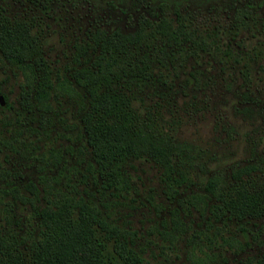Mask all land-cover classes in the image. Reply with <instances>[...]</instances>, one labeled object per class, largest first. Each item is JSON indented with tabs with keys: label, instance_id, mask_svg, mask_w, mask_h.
I'll use <instances>...</instances> for the list:
<instances>
[{
	"label": "rangeland",
	"instance_id": "1",
	"mask_svg": "<svg viewBox=\"0 0 264 264\" xmlns=\"http://www.w3.org/2000/svg\"><path fill=\"white\" fill-rule=\"evenodd\" d=\"M5 1L0 17L29 25L27 57L43 61L36 81L44 85L75 68L106 63L91 55L73 60L72 45L86 39L88 28L127 36L129 48L108 64L114 70L126 62L128 51L139 48L142 56L141 50L152 49L143 18L160 22L161 35L154 33L163 41L164 32L176 25L180 31L170 36L173 58L166 64L151 60L144 79L127 85L114 70L90 84L84 78L81 89L126 93L125 133L144 149L104 165L82 132L90 121L86 108L80 110L73 98L53 97L52 110L42 114L31 98L29 72L26 80L20 68L0 62V219L10 218L0 220V264H33L35 247L51 231L37 214L43 198L19 203L9 194L13 186L26 194L28 181L38 186L44 181L59 189V197H80L100 222L95 233L110 260L123 240L142 264H194L204 253L206 264H252L264 257V210L238 211L241 198L254 192L264 204V0H166L165 6H159L164 0H53L50 7ZM182 33L216 43L189 45ZM240 165H248L249 173L232 177ZM213 174L223 175L221 191L203 203L198 194ZM77 214V209L64 213ZM170 217L181 224L163 238L157 229Z\"/></svg>",
	"mask_w": 264,
	"mask_h": 264
},
{
	"label": "trees",
	"instance_id": "2",
	"mask_svg": "<svg viewBox=\"0 0 264 264\" xmlns=\"http://www.w3.org/2000/svg\"><path fill=\"white\" fill-rule=\"evenodd\" d=\"M1 1L0 7H3ZM15 1L18 3L24 2V7H50L53 2V0ZM166 3V0L164 2L161 1L159 6L163 4L165 6ZM6 4L5 1V6L7 7L8 5ZM174 7H177L176 3ZM174 15L177 17L179 12L175 11ZM5 20H7L6 17H0V62L20 68L25 74L26 80L28 79L26 73L29 72L32 83L29 90L38 110L42 114H48L52 110L50 101L53 97L55 99L59 97L73 98L78 103L80 110L86 108L89 112L87 118L92 124L90 121L85 123L84 127H82V132H85L86 142L100 164L104 165L112 160L122 161L130 156H139V148L142 151L144 149L136 147L125 133L127 132L126 120L130 117L129 99L126 93L116 91L108 94L97 93L95 88L81 89L85 82L84 78L87 80L86 83L90 84L100 78L108 77L109 74L107 72L114 70L111 65H108L111 64L112 58L115 62L116 58H119L120 52L129 48L124 43L127 36L122 35L118 30L107 32L99 26L88 28L86 39L72 45L74 47L73 60H77L84 55H91L92 59L99 58L102 60L101 58H106V60L104 59L106 63L96 62L93 65L90 64V66L85 67L88 70L83 71L75 68L72 75L61 74L52 84L44 85L41 80L36 81L37 71L42 69L43 61L41 59L31 61L27 57L28 48L32 45L28 40L30 38L29 25L25 24L22 26L15 23V21L7 22ZM141 21L150 26L149 31L151 34H148L147 37L152 38L154 44L152 49L147 52L141 50L142 56H137L139 48L131 52L128 51L126 62L123 65L118 63V67L114 71L119 72V78H122L127 85L133 84L138 79L145 78V71L151 60H156L158 64H166L173 58L172 45L174 39L170 41V36H174L176 30L180 31L178 29L179 25H176V29H170L169 33L164 32L163 41L161 36L157 38V34L154 33L158 32L160 34V31H158L160 22L154 25V22L145 18ZM185 31L188 30H183L182 32ZM182 34L183 40L189 45L203 48L208 43L211 45L216 43L215 39L212 38L204 40L203 37H194L192 33ZM168 43H171L169 47ZM129 56H136V60ZM162 56H164V61L161 60ZM105 64L108 65L107 68H105ZM86 71L89 79L85 75ZM184 79L186 80V78ZM155 82L152 83L154 84ZM127 85L126 87H129ZM146 150H152L151 146L147 147ZM156 154L158 157H162L163 163L167 161H163L164 157L160 155V151L156 152ZM247 166L240 165L233 168L231 176L240 177L248 174L249 168ZM222 182L223 175L213 174L206 176L202 185L204 193L198 194V199L202 201L204 197L207 198L208 194L213 196L219 194ZM105 185L111 186V181H107ZM18 190L16 186H13L9 189V194L13 197H19V203L26 201L31 203L32 200L44 199V203L37 209V214L46 227L51 229L50 232L45 233L35 247L32 256L33 264H142V257L136 252L133 255L124 240L121 243H117L113 248L116 255L115 260H110L104 255L103 243L95 233L97 227L100 226V222L96 219V215L94 216L91 211L85 210V203L81 201L80 197L75 198L63 195L59 197L57 195L60 194L59 189L55 192L44 181L39 186L34 181H28L24 185V192L28 196L24 193H19ZM203 203H205V200H203ZM239 204V214L251 215L264 210V204L259 201L257 192H254V196L241 198ZM70 209H77L78 214L75 218L64 215ZM0 220L5 223L9 222L10 218L4 216ZM180 224L181 222L177 217H170L168 221L164 219L162 227L157 229V232L163 238H168ZM230 239L238 242L237 248L241 247L240 241L234 235ZM230 239L225 242L229 243ZM130 240L132 243V238ZM206 254L197 256L194 264H206ZM2 264H17V261L13 260ZM252 264H264L263 255Z\"/></svg>",
	"mask_w": 264,
	"mask_h": 264
},
{
	"label": "water",
	"instance_id": "3",
	"mask_svg": "<svg viewBox=\"0 0 264 264\" xmlns=\"http://www.w3.org/2000/svg\"><path fill=\"white\" fill-rule=\"evenodd\" d=\"M2 103H3L2 96L0 95V104H2Z\"/></svg>",
	"mask_w": 264,
	"mask_h": 264
}]
</instances>
